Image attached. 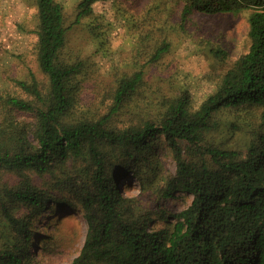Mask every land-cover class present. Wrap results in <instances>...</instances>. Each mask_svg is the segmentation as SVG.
<instances>
[{"label":"trees","instance_id":"trees-1","mask_svg":"<svg viewBox=\"0 0 264 264\" xmlns=\"http://www.w3.org/2000/svg\"><path fill=\"white\" fill-rule=\"evenodd\" d=\"M100 1L105 0H81L74 24L92 15ZM182 2L183 25L197 13L251 12L248 52L199 109H192L187 99L177 100L167 104L158 124L146 121L116 129L108 122L127 108L143 72L118 80L105 116L72 123L86 66L62 60L72 29L65 23L63 6L56 0H36L37 60L48 87L43 89L31 74L30 82L17 84L33 101L1 99L0 174L53 176L59 170L64 178L48 189L24 184L1 190L0 209L10 233L0 246V264H30L34 219L49 206L57 210L69 202L79 205L76 210L88 226L83 248L69 264H264V133L245 152L206 147L211 165L187 163L181 147L182 142L199 147L225 110L264 107V0ZM168 51V45L159 47L150 62ZM15 112L32 114L34 124L18 121ZM161 138L172 149L177 170L152 189L159 176L154 152ZM80 161L84 165L69 173V165ZM130 175L162 199L179 192L193 200L185 210L169 214L158 201L126 197L123 182ZM21 210L25 213L18 216ZM159 221L163 228L157 227Z\"/></svg>","mask_w":264,"mask_h":264},{"label":"rangeland","instance_id":"rangeland-1","mask_svg":"<svg viewBox=\"0 0 264 264\" xmlns=\"http://www.w3.org/2000/svg\"><path fill=\"white\" fill-rule=\"evenodd\" d=\"M56 1L63 6L66 25L72 26L62 60L82 62L86 66L80 103L72 123L105 116L113 104L118 80L140 71L143 72L140 87L127 108L111 117L110 127L126 129L146 121L158 124L167 104L182 99H187L191 108L197 110L250 47L251 12L197 13L183 25L182 0H105L94 4L92 15L74 24L81 0ZM37 26L36 0H0V120L5 117L2 98L33 101L18 86V81L30 82L33 74L43 89L48 87V79L37 60ZM164 45L169 46V51L151 63L156 50ZM14 116L28 125L35 122L32 114L15 112ZM216 120L218 126L199 147L181 143L187 163L211 165L206 147L245 152L250 142L264 133V107L225 110ZM154 154L157 157L154 171L159 176L152 189L173 178L177 170L173 151L163 138L156 142ZM83 165L82 161L70 164L69 173H73L75 166ZM63 178L59 170L53 176L5 171L0 174V192L24 184L48 189L54 181ZM123 183L126 197L158 201L169 214L185 210L193 200L191 195L179 192L173 198L162 199L159 194L145 191L132 175ZM69 204L57 210L49 206L34 219L30 264H69L79 256L88 226L83 214L76 210L79 205ZM24 213L21 210L18 216ZM156 225L164 227L162 221ZM9 233L10 227L0 209V246Z\"/></svg>","mask_w":264,"mask_h":264}]
</instances>
